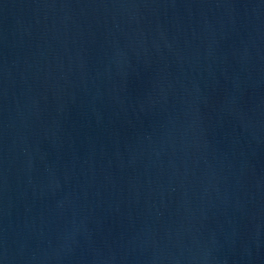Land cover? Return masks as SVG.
<instances>
[{
    "label": "water",
    "instance_id": "water-1",
    "mask_svg": "<svg viewBox=\"0 0 264 264\" xmlns=\"http://www.w3.org/2000/svg\"><path fill=\"white\" fill-rule=\"evenodd\" d=\"M0 264H264V0H0Z\"/></svg>",
    "mask_w": 264,
    "mask_h": 264
}]
</instances>
